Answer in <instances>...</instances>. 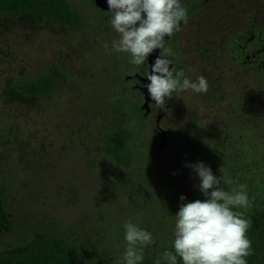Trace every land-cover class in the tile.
<instances>
[{
  "label": "rangeland",
  "instance_id": "obj_1",
  "mask_svg": "<svg viewBox=\"0 0 264 264\" xmlns=\"http://www.w3.org/2000/svg\"><path fill=\"white\" fill-rule=\"evenodd\" d=\"M69 1L76 4L80 0ZM201 1L203 0H187L185 4L188 19L186 24L182 25L183 34L178 33L181 36L184 56L177 40L174 39L167 46L176 53L171 59L182 62L183 67L185 64L186 77L192 80L199 76L206 78L209 84L208 92L195 94L189 90L180 97L174 96L170 99L168 117L160 123L161 130L165 131L167 143L163 148L159 145L162 131L159 132L157 127L152 128L153 119L155 120L159 113L157 108H153L148 115L152 120L144 123L148 127H144V130H155L151 139L156 145L153 149L149 146L142 148L143 142L131 137L129 144L132 145L133 157L123 163L119 160L117 162L116 157L106 156L105 138L112 134V129L107 127L105 113L110 108L119 110L121 107L130 115L136 130L141 125L139 121L145 117L140 114L142 107L139 102L133 100L130 92L126 91L135 83L131 79L138 69L129 63L128 54L117 53L111 48L112 41L118 39V34L109 24L112 14L104 12L110 19H106L107 22L103 26L104 13L102 14L99 8L91 7L93 5H84V15L92 24L83 28L84 36H77L74 31L56 34L48 28L35 34H31L29 30L8 33L6 47L11 51L10 59H14L11 65L15 74L22 71L27 77L35 79L47 71L44 68L46 65L60 70L62 53L63 58L67 57L68 61L65 67L63 66L68 78L59 89L45 95L43 107L38 113L34 111L28 117L14 119L12 122L17 123L20 128V139H31V145L26 150V159L34 160L31 163L36 161L34 164L38 169L42 158L47 162L48 167L40 176L48 181L45 180L44 184L31 174L29 180L34 184L31 185L29 181L20 182L21 178L16 181L17 176L11 188L9 186L7 189L12 207L10 211L15 214L16 229L14 227L15 231L5 236V246L16 247L24 241L22 236L31 238L39 230L59 229L62 234L71 230L80 238V235L84 234L89 236L87 228L98 223L115 232L123 229L127 221L137 223L141 228L152 232L156 238L158 234L150 228L153 221L151 215L134 211L141 204L153 212L161 209L163 212L168 211V226L170 231L174 232L172 215L179 211L180 205L178 202H174L173 206L167 204V191L169 188L174 190L185 187L180 180L171 184L179 175L188 173L183 158L185 151L195 146L199 149L198 152L208 149L218 153L221 150L220 143L218 148L207 139L215 134L212 130H217L226 124L225 121L234 119L243 127L248 114L252 115V110L264 104L263 78L257 71H249L244 63L237 62L229 49L230 43L235 41L231 33L243 32L245 25L253 24L255 12L259 13V20L264 21V0H212L208 8L203 3L198 12H194ZM38 5L43 6L44 1L39 0ZM2 10L11 14V9L3 7ZM55 19L60 20L59 16H55ZM263 23L261 22L264 26ZM59 28L57 27V30ZM26 33H30V36ZM104 41L109 44L106 48L109 54L100 49L101 45L105 44ZM243 41H246V37ZM203 44L207 49L205 52L196 50L199 45L204 47ZM184 70L181 72L184 73ZM37 89L40 90L41 87ZM100 95L103 109L95 101ZM2 110L7 109L0 107V115ZM96 111L102 114L92 119ZM8 113L10 114V111ZM98 117L101 120L97 119ZM2 118H5L3 114ZM42 142L46 144L45 152L41 149ZM3 150L1 144V151L6 155L8 152ZM19 154L16 152L12 155L17 159L14 163L13 158L6 156L10 166L14 168L11 170L16 171L17 175L22 170L29 173L33 165L19 163ZM5 163L6 165H3ZM8 166L5 160H0V183L4 180L7 183L2 174ZM143 167L146 168L145 171ZM133 169L137 175L142 172L146 175L148 170H152L155 182L148 180L138 186V182L131 180L135 176ZM118 171L123 172V175L118 174ZM68 179H71V184L66 182ZM103 190L105 193H102ZM100 213L107 216L105 222L98 220ZM116 225L120 228L113 229ZM125 246V241H120L112 249H105L106 255L100 256V259H104L106 264H123ZM152 248L146 250L145 254L151 252ZM50 256V252H46L44 258L49 259ZM92 259L94 257L90 256L89 264H92ZM34 260L35 258L27 259L28 262ZM0 264H3L2 261Z\"/></svg>",
  "mask_w": 264,
  "mask_h": 264
},
{
  "label": "trees",
  "instance_id": "obj_2",
  "mask_svg": "<svg viewBox=\"0 0 264 264\" xmlns=\"http://www.w3.org/2000/svg\"><path fill=\"white\" fill-rule=\"evenodd\" d=\"M43 1L44 5L40 6L38 5L39 0H0V107L7 109L6 111L2 110V114L5 118H2V114L0 115V120L2 121V123H0V160H5L7 165H9L2 174V178L6 177L7 183L6 180L0 183V262L2 261L3 264H89L88 259L90 256H93L94 259H92V264H106L103 261L104 259H100V256L106 255L105 249H112L114 245H118L120 241H124V229H118L112 232L98 223L87 228L89 236L84 234V236L80 235V238L71 230L69 232L67 231V234H62L59 229L54 231L39 230V232L37 231L31 238L22 236L21 239L24 241L16 247H11L10 245L5 246L4 244L5 236L11 234L16 229L14 221L15 214L10 211L12 207L10 205V196L7 190L9 186L11 188V184L17 176L18 178L16 181L21 178L20 182L29 181L31 185H34L29 180L31 174L32 176H36L40 182L42 181L44 184H46L45 180L48 181V179H44L40 176L41 172L48 167V165H46L47 162H44V158H42L40 169H38L35 165L36 161L34 164L31 163L34 160L28 161V159H26L28 153L26 150L31 145V139H20L18 132L20 128L17 123L12 122L15 121L14 119L26 118L34 111L38 113V110L43 107L45 95L53 90L59 89L68 78V75L64 71L65 64L68 61L67 57L66 59L63 58L64 55H62V53L60 54L62 59L59 62L60 66H62L60 70L46 65L44 68L47 69V71L42 72L35 79L27 77V74L22 71L15 74L11 65L14 59L13 61L10 59L11 51L6 47L7 35L8 33L18 30L21 32H23V30H29L31 34H35L48 28L55 31L56 34L65 31H74V33L77 32V36H84L85 30L83 28L92 25L87 21L84 15V5H93L91 7L98 9L93 0H80L76 4L73 2L71 3L69 0H58L56 2L53 0ZM3 7L7 10L11 9V14L3 11ZM17 11L22 12L18 13ZM100 11L102 14L104 13L102 10ZM258 14V12H255V18L252 15L254 18L253 24L245 25L243 32L238 31L237 33H231L235 41L230 43L229 49L231 51L230 54L237 62L240 64L244 63L249 71H257V73L261 75L264 85V26L261 24V22L263 23L264 21L259 20ZM55 16H59L60 20L55 19ZM104 17L105 20L102 22L103 26H105L104 24L107 22L106 19H110L105 13ZM57 27L60 28L57 30ZM30 33H26V35ZM244 37H246L247 42L243 41ZM242 41L246 43L250 42L249 50H241L239 46L242 45ZM83 42L86 43L85 41ZM105 45L106 42L101 45L100 49L106 52L105 54H109L108 50L106 51ZM252 54H255L254 58ZM247 55H249L250 59L247 58ZM35 86L36 89H34ZM38 87H41V89H37ZM43 87H45V89H42ZM127 89L126 91L130 92V95L133 96V100L139 102V106L142 107V112L140 114L144 116L145 119L139 121L141 125L136 130L130 115L123 111L121 107L119 110L115 107L110 108L108 112L105 113L107 117H105V121L107 122V127L112 129V134L105 138L106 145L104 150L107 157H116L117 162L119 160L120 163L126 162L130 157H133L132 145L129 144L131 137L141 140V142H143L142 148L149 146V148L153 149V146L156 145V142L151 139L152 133L155 134V130H149L147 132L144 130V127H147L144 123H148L151 119L148 118L149 114L145 116L146 109L143 108L145 93L138 88H134L133 84ZM34 90H36V92H34ZM90 93L91 92H89V94ZM96 98L97 100L95 101L102 107L100 104L101 95ZM171 100L167 99L166 104L171 103ZM169 108V105L168 107L165 105L159 123H157V117L155 120L153 119V129L157 127L159 132L163 131V129L161 130L162 127L160 123L168 117L167 112ZM8 111H10V114ZM75 112L76 111H74V113ZM251 113L252 115L247 113L248 118L244 120L243 127L234 119L227 120L225 121L226 124L220 126L219 129L215 130L214 128L212 130L215 131V134L207 139L209 143L215 147H218L220 143L221 150L218 153L216 151H209L208 149L198 152L199 149H196L194 146L188 151H185L186 154L183 158L185 159V165L204 162L207 166L211 167L214 175H223L226 177L230 183L223 185L225 190H232L238 184H245L247 186L251 204L247 208L238 210L246 219L251 221V227L247 235L252 242L253 254L247 258L248 264H264V104L260 106V108L257 107L252 110ZM100 114L102 113L96 111L92 119H96L95 116ZM113 118H115V120H112ZM97 119L101 120L100 117ZM223 123L224 121H222V124ZM3 124L5 128H3ZM4 137H7V139L5 140ZM31 138H33V133ZM46 138L45 136L44 139ZM215 140L217 141L215 142ZM197 141H199V138H197ZM145 142L146 145H144ZM151 142H153L154 145L151 144ZM1 144L4 150L8 152L6 155L1 151ZM45 145L44 142L41 143V149L44 152L46 151ZM136 148L138 149V145ZM160 148L163 147L160 146ZM16 152L20 153L19 163H26L28 166H31V164L33 165L29 173L22 170V172L17 175L16 171L14 172L11 170L14 168L10 166L11 163L8 162L6 156L10 159L13 158L12 160L14 163V160L16 162L17 159L12 155ZM3 165H6V163ZM187 168V174L179 175L178 179L176 178L171 181L172 184L180 180L181 183L185 184V187L183 186L180 189L176 188L174 190L171 188L168 189L167 193H169V195L167 196V204L170 206H173L174 202H178V204L181 205V203H183L180 200L181 196L186 197L188 202L204 199L202 193L198 189L199 178L197 174L191 167ZM145 170L146 168L143 167V171ZM120 171H122V169ZM120 171H118V174L123 175V172ZM135 171L136 170L133 169L134 173ZM131 180L138 182V186L141 182L144 183L148 180L155 182L153 181L152 170H148V174L146 175H143V172L138 175L135 173V176ZM66 182L71 184V179H68ZM126 182L127 181H125L124 184H126ZM27 184L28 183H25V185ZM105 190H103L102 193H105ZM99 194H101V192H99ZM137 210L135 209L134 211L146 212L148 215H151L153 221H151L152 225L150 228L154 230L155 234H158L155 238L158 242V248L153 246L151 252L145 254V259L143 261V264H153L157 256L165 249L172 250L174 232L170 231V227L168 226L167 218H169V214H167L168 211L164 210L165 213L162 209L153 212L151 209H147L144 204H141ZM150 211L152 213H150ZM100 215L101 217L98 220L105 222L107 216L104 213H100ZM14 227L15 229L13 230ZM114 228L120 227L116 225L113 229ZM46 252H50L51 254L49 259L44 258ZM30 258H35V260L28 262L27 259Z\"/></svg>",
  "mask_w": 264,
  "mask_h": 264
},
{
  "label": "clouds",
  "instance_id": "obj_3",
  "mask_svg": "<svg viewBox=\"0 0 264 264\" xmlns=\"http://www.w3.org/2000/svg\"><path fill=\"white\" fill-rule=\"evenodd\" d=\"M107 5V12L112 13L109 24L118 34L111 43L115 52L128 54L129 63L139 69L148 63L154 50H161L151 71L143 73L149 81L144 85L148 97L158 109L165 106L166 99L180 97L189 90L195 94L208 92L205 77H186L169 58L176 53L167 45L188 19L184 0H107ZM186 167L197 174L204 199L188 202L186 197H180L183 203L172 215V250L165 249L153 264H248L247 258L253 254L247 235L251 221L238 210L251 204L247 186L238 184L225 190L223 185L230 181L223 175H214L204 162ZM123 229V264H143L145 251L158 247L157 240L152 232L131 221L125 222Z\"/></svg>",
  "mask_w": 264,
  "mask_h": 264
},
{
  "label": "flooded vegetation",
  "instance_id": "obj_4",
  "mask_svg": "<svg viewBox=\"0 0 264 264\" xmlns=\"http://www.w3.org/2000/svg\"><path fill=\"white\" fill-rule=\"evenodd\" d=\"M211 1L212 0H203V1H201V2H199L198 4H197V7H196V9H197V11H194V12H198V10L200 9V6L204 3L206 6H207V8L209 7V5H210V3H211ZM186 2H187V0H184V4H186ZM104 3V5H106V6H108L107 5V1H105V2H103ZM100 9V8H99ZM101 10H103V9H101ZM104 11H107V10H105L104 9ZM193 14V13H192ZM191 15V14H190ZM180 34L182 33L183 34V30L181 31V32H179ZM180 38H181V36L178 34V33H176V34H174V36H173V38L171 39V41L169 42V44L171 43V42H173V40L175 39V40H177V43L179 44V46H180V49H181V52L183 53V56H184V48L182 47V45H181V41H180ZM165 39H166V41H167V37H165ZM250 42H248V43H244V44H242V45H240L239 47L241 48V50H243V51H247V50H249V44ZM204 45V47H201V45H199L198 46V48L196 49V50H198V51H200V52H205V50H207L206 48H205V44H203ZM160 49H156V50H154V52L152 53V54H150V56H149V58H148V63H146L144 66H141V68L140 69H138V71L134 74L135 76L133 77V75L131 76V77H133V79H131V81L132 82H135L134 84H133V87L134 88H138V89H140L141 91H143L142 90V88H144V85H146L145 84V79H146V77L143 75V73H145V72H147V71H151V65H152V63L154 62V60L156 59V53L158 52V54L160 53ZM254 55L255 54H252V56H253V58H254ZM170 59H171V57H169ZM247 58L248 59H250V57H249V55H247ZM185 59V58H184ZM173 60V59H172ZM253 61H256V60H253ZM173 62H174V64H175V66H176V69L178 70V71H183L184 69H185V64H184V67H183V64H182V62H180V61H178V60H173ZM171 67V66H170ZM187 73V70L185 69L184 70V74L185 75H187L186 74ZM129 80V79H128ZM130 81V82H131ZM145 96V95H144ZM151 104V108L153 109V108H157L155 105H154V101H152V103H150ZM167 105V107H168V105L170 106V104H166ZM157 111L159 112V110H158V108H157ZM158 115V114H157Z\"/></svg>",
  "mask_w": 264,
  "mask_h": 264
},
{
  "label": "water",
  "instance_id": "obj_5",
  "mask_svg": "<svg viewBox=\"0 0 264 264\" xmlns=\"http://www.w3.org/2000/svg\"><path fill=\"white\" fill-rule=\"evenodd\" d=\"M94 1L96 3L97 7L105 9V10H109L108 6L104 5V3H103L107 0H94ZM157 55H158V52L156 53V56ZM144 81H145V84L149 83V81H147V79H145ZM142 90L145 93L144 94L145 95V102H144L143 108L146 109L145 116H147L151 111L150 103H152V101L148 97L146 87L142 88ZM164 108H165V106L163 108L159 109V113H158V117H157V123H159L161 118H162ZM160 144H161V147H164L166 145L165 131H162V140H161Z\"/></svg>",
  "mask_w": 264,
  "mask_h": 264
}]
</instances>
